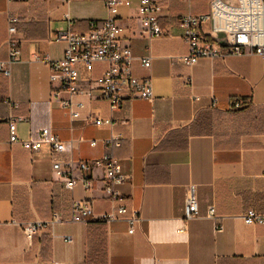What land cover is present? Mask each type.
Returning <instances> with one entry per match:
<instances>
[{
  "label": "crops",
  "instance_id": "crops-1",
  "mask_svg": "<svg viewBox=\"0 0 264 264\" xmlns=\"http://www.w3.org/2000/svg\"><path fill=\"white\" fill-rule=\"evenodd\" d=\"M105 1L0 0V62L9 59L10 17L19 20L21 51L11 76L0 74V264H264V226L243 220L251 209L264 214V57L201 59L186 67L178 62L189 52L178 20L208 14L211 0H159L165 35L151 40L139 18V0H124L117 22L134 57L133 74L152 80L155 98L126 100L113 111L82 69L81 94L73 103L84 108L72 122L54 97L58 88L49 65L37 58L62 60L67 45L56 40L57 33H88L91 23L110 17ZM149 57L152 67L145 69L141 60ZM105 69L96 65L93 78ZM232 101L243 107L232 108ZM91 117L113 119L116 127L97 128ZM11 118L23 119L17 123L21 141L50 130L66 144L64 160H101L108 153L104 141L122 135L114 157L128 181L117 206L139 215L135 234L124 220H100L112 211L104 192L106 168L93 167L92 192L81 184L66 189L48 145L32 153L10 143ZM73 176L83 174L75 170ZM190 189L200 214L186 222ZM86 201L96 218L73 222V203ZM56 214L62 222L25 232L28 225L52 223Z\"/></svg>",
  "mask_w": 264,
  "mask_h": 264
},
{
  "label": "built area",
  "instance_id": "built-area-1",
  "mask_svg": "<svg viewBox=\"0 0 264 264\" xmlns=\"http://www.w3.org/2000/svg\"><path fill=\"white\" fill-rule=\"evenodd\" d=\"M61 2L69 5L71 0H61ZM139 2V18L148 38L151 40L163 37L165 33L159 21L163 10L160 1L139 0ZM123 4L124 0H106L105 6L110 17L103 22L91 23V29L86 34L74 33L71 29L58 32L56 40L67 45L62 60L52 62L47 57L37 58L49 65L50 81L58 88L54 97L72 122L80 118V111L84 108L83 104L75 106L73 103V99L81 94L79 82L82 78V69L87 72L90 80L95 82L99 96L109 102L113 111L120 109L126 100L153 101L155 98L152 80L140 79L133 74L134 57L130 47L122 39V29L117 22L119 9ZM18 23V18H9L7 42L9 59L0 62V74L6 77L11 76V66L16 64L21 56L20 44L16 39ZM208 24L211 30L210 33H205L203 26ZM178 25L189 46L188 54L178 59V62L186 67L195 66L201 59H226L249 55L264 57V0H236V4L224 0H211L208 14L186 15L178 20ZM141 63L143 68L150 69L152 57L142 59ZM96 65H106V69L95 79L92 75ZM186 81L187 85H192L189 78ZM62 93L68 95L67 100L60 98ZM88 94L92 95V92ZM231 106L239 109L242 104L232 101ZM22 120L10 119V143L20 145L32 153H37L43 145H48L53 157V170L58 176L67 179L66 189L73 191L81 184L87 192H92L93 167L106 168L104 192L112 203V211L100 217V220L108 224L124 220L129 225V234L134 235L141 221L139 215L135 212L129 215L127 207L117 206V201L121 198L120 188L128 181V177L122 174L114 157L115 150L121 147L123 136L112 134L104 141L108 153L101 160L93 163L74 159L64 160L62 155L66 152V144L48 129L40 132L38 140L21 141L17 136V123ZM91 121L97 128H109L112 132L116 127L113 119L91 117ZM90 146L96 147L97 141L90 142ZM75 170L83 174L82 179L73 176ZM71 213L72 221L75 223H84L96 218L93 205L88 201L73 203ZM199 214L195 191L190 189L186 201L185 221L197 219ZM209 218L212 220L217 218L214 207L209 209ZM243 220L249 226H264V214L253 209L245 213ZM60 222L62 218L56 214L52 223L38 222L26 226L24 230L27 235H33L43 232L49 225L53 226ZM223 231L222 225L217 228V232ZM66 240L72 242L70 238Z\"/></svg>",
  "mask_w": 264,
  "mask_h": 264
},
{
  "label": "rangeland",
  "instance_id": "rangeland-1",
  "mask_svg": "<svg viewBox=\"0 0 264 264\" xmlns=\"http://www.w3.org/2000/svg\"><path fill=\"white\" fill-rule=\"evenodd\" d=\"M225 2L236 4V0H224Z\"/></svg>",
  "mask_w": 264,
  "mask_h": 264
},
{
  "label": "trees",
  "instance_id": "trees-1",
  "mask_svg": "<svg viewBox=\"0 0 264 264\" xmlns=\"http://www.w3.org/2000/svg\"><path fill=\"white\" fill-rule=\"evenodd\" d=\"M231 107H232V106H231ZM242 107H243V104H242V106H241L240 108H242ZM232 108H234V107H232ZM240 108H239V109H240Z\"/></svg>",
  "mask_w": 264,
  "mask_h": 264
}]
</instances>
